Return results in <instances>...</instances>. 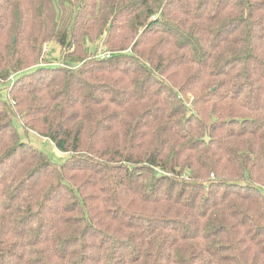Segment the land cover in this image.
Segmentation results:
<instances>
[{"label":"trees","instance_id":"trees-1","mask_svg":"<svg viewBox=\"0 0 264 264\" xmlns=\"http://www.w3.org/2000/svg\"><path fill=\"white\" fill-rule=\"evenodd\" d=\"M0 85V264H264V0H0Z\"/></svg>","mask_w":264,"mask_h":264},{"label":"rangeland","instance_id":"rangeland-1","mask_svg":"<svg viewBox=\"0 0 264 264\" xmlns=\"http://www.w3.org/2000/svg\"><path fill=\"white\" fill-rule=\"evenodd\" d=\"M42 56L44 62L51 64H60L62 59V51L58 45L55 43H44ZM89 56H91L89 54ZM0 95L4 97L5 91L3 87L0 85ZM13 125L17 129L20 139L24 142H29L34 145L37 149L42 151L53 163L61 164L67 159V155L57 151L54 145L47 139L39 137L34 133H24L20 122L14 118Z\"/></svg>","mask_w":264,"mask_h":264}]
</instances>
